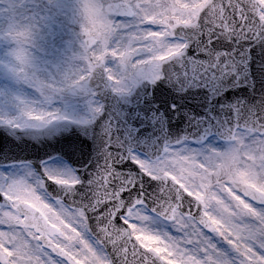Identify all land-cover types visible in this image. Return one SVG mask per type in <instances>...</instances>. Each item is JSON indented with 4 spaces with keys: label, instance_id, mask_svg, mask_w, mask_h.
I'll use <instances>...</instances> for the list:
<instances>
[{
    "label": "snow or ice",
    "instance_id": "snow-or-ice-1",
    "mask_svg": "<svg viewBox=\"0 0 264 264\" xmlns=\"http://www.w3.org/2000/svg\"><path fill=\"white\" fill-rule=\"evenodd\" d=\"M53 10L75 26L62 63L40 59L51 19L41 12ZM6 11L14 63L3 66L32 91L0 123L38 140L77 128L102 142V163L86 175L47 162L0 170V264H264V114L215 128L222 145L206 143V128L198 146L185 137L142 156L104 103L162 78L188 47L172 41L205 18L214 34L264 44V0H47L39 10L14 0ZM83 143L72 132L60 150L75 162Z\"/></svg>",
    "mask_w": 264,
    "mask_h": 264
},
{
    "label": "water",
    "instance_id": "water-1",
    "mask_svg": "<svg viewBox=\"0 0 264 264\" xmlns=\"http://www.w3.org/2000/svg\"><path fill=\"white\" fill-rule=\"evenodd\" d=\"M176 38L186 40L188 47L182 57L164 64L162 78L142 81L130 94L108 96L104 101L106 116L115 117L121 137L142 154L165 142L195 140L206 128L214 129L208 138L218 136L215 128L264 114V44L258 39L233 40L214 34L207 18L199 27L180 31ZM218 61L228 64L229 70L216 71L213 66ZM30 131L0 125V167L27 163L39 172L41 162L61 157L86 175L97 162L102 163V142L77 128L72 132L84 143L75 162L60 150L64 136L72 132L38 140ZM153 186L154 182L150 191Z\"/></svg>",
    "mask_w": 264,
    "mask_h": 264
},
{
    "label": "rangeland",
    "instance_id": "rangeland-1",
    "mask_svg": "<svg viewBox=\"0 0 264 264\" xmlns=\"http://www.w3.org/2000/svg\"><path fill=\"white\" fill-rule=\"evenodd\" d=\"M14 0H0V118H7L16 114V95L30 96L31 89L22 85L14 79L7 69L3 66L5 64H13L14 60L10 55L12 43L4 38L3 33L7 30L8 23L11 17L8 15L6 9ZM25 0H18V3H23ZM30 9L35 8L39 10L47 3V0H26ZM65 4L71 5L75 3V0H63ZM41 15H47L51 19L49 21V27L43 33V39L38 37V43L44 46V51L40 53L41 60H47L54 63H62L67 56L71 53L67 48V41L70 38V32L74 25H71L66 16L62 12L53 10L52 12L43 11ZM172 43H186L183 40L176 39ZM154 81V80H150ZM72 111L77 114H84L83 105H73ZM2 124V123H1ZM190 146H198L194 141H187ZM206 143L214 145H222L223 141L218 138H210ZM143 156V155H142ZM50 170L62 173L66 169H72L65 161L61 159L53 160L47 163ZM29 165V164H28ZM32 171L34 168L29 165ZM0 170H7L10 173L17 175H25L28 169L25 165L12 166L8 168H0ZM36 172V171H35ZM154 227L166 228V225H154Z\"/></svg>",
    "mask_w": 264,
    "mask_h": 264
}]
</instances>
